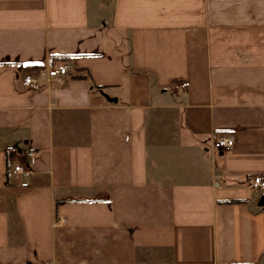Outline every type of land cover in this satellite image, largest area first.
I'll list each match as a JSON object with an SVG mask.
<instances>
[{
    "label": "crops",
    "instance_id": "0c3cea01",
    "mask_svg": "<svg viewBox=\"0 0 264 264\" xmlns=\"http://www.w3.org/2000/svg\"><path fill=\"white\" fill-rule=\"evenodd\" d=\"M255 177L264 0H0V264H264Z\"/></svg>",
    "mask_w": 264,
    "mask_h": 264
},
{
    "label": "built area",
    "instance_id": "2783aa9c",
    "mask_svg": "<svg viewBox=\"0 0 264 264\" xmlns=\"http://www.w3.org/2000/svg\"><path fill=\"white\" fill-rule=\"evenodd\" d=\"M72 70L73 64L70 61L60 62L53 66H44L37 69L34 74L26 75L22 80V86L29 92H37L45 87L49 88L53 84H61ZM233 146L234 139L232 137L220 136L213 141V148L221 152H228ZM24 155L27 161L15 165L11 175L16 185L22 189H28V179L31 175V167L35 162V155L32 152H27ZM251 187L264 195V180L261 178H253Z\"/></svg>",
    "mask_w": 264,
    "mask_h": 264
},
{
    "label": "water",
    "instance_id": "95a60500",
    "mask_svg": "<svg viewBox=\"0 0 264 264\" xmlns=\"http://www.w3.org/2000/svg\"><path fill=\"white\" fill-rule=\"evenodd\" d=\"M264 205V204H263Z\"/></svg>",
    "mask_w": 264,
    "mask_h": 264
}]
</instances>
